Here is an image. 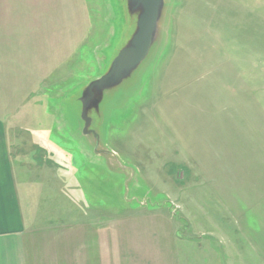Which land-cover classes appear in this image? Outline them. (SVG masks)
I'll use <instances>...</instances> for the list:
<instances>
[{
    "label": "rangeland",
    "instance_id": "obj_1",
    "mask_svg": "<svg viewBox=\"0 0 264 264\" xmlns=\"http://www.w3.org/2000/svg\"><path fill=\"white\" fill-rule=\"evenodd\" d=\"M164 2L85 131L88 88L137 31L130 1L0 0V118L43 187L32 249L63 264H264V0Z\"/></svg>",
    "mask_w": 264,
    "mask_h": 264
},
{
    "label": "crops",
    "instance_id": "obj_2",
    "mask_svg": "<svg viewBox=\"0 0 264 264\" xmlns=\"http://www.w3.org/2000/svg\"><path fill=\"white\" fill-rule=\"evenodd\" d=\"M14 139L12 131H8L0 118V264H63L60 247L51 255L42 243L32 249L31 221L25 209H29L30 199L37 197L38 189L43 187L34 184V194L31 184L23 182L27 164L16 163ZM24 204L28 205L24 208Z\"/></svg>",
    "mask_w": 264,
    "mask_h": 264
},
{
    "label": "water",
    "instance_id": "obj_3",
    "mask_svg": "<svg viewBox=\"0 0 264 264\" xmlns=\"http://www.w3.org/2000/svg\"><path fill=\"white\" fill-rule=\"evenodd\" d=\"M137 19V31L134 34L129 47L124 48L113 61L109 72L99 81H95L88 88V97L84 100L81 119L85 124V131L90 128L93 121L91 112L95 110L96 90L104 86L117 85L123 79L126 72L134 70L147 57L154 35L156 33L159 19L162 16L165 5L164 0H129ZM93 101V102H92ZM108 154H112L108 152Z\"/></svg>",
    "mask_w": 264,
    "mask_h": 264
}]
</instances>
